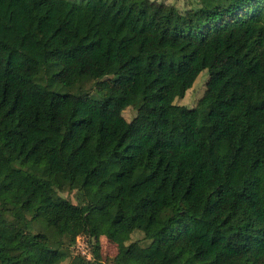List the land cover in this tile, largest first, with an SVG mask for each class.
<instances>
[{
	"label": "trees",
	"instance_id": "obj_1",
	"mask_svg": "<svg viewBox=\"0 0 264 264\" xmlns=\"http://www.w3.org/2000/svg\"><path fill=\"white\" fill-rule=\"evenodd\" d=\"M185 1L0 0V264H264V0Z\"/></svg>",
	"mask_w": 264,
	"mask_h": 264
},
{
	"label": "rangeland",
	"instance_id": "obj_2",
	"mask_svg": "<svg viewBox=\"0 0 264 264\" xmlns=\"http://www.w3.org/2000/svg\"><path fill=\"white\" fill-rule=\"evenodd\" d=\"M159 1H164L165 3H169V4L175 3L180 8L185 6L186 4L185 0H159ZM113 70H115V67H112L110 69V72H112ZM204 72L206 71H203L201 74H203ZM205 81H206V76L199 77L194 87L186 93L185 98L177 99L176 102L180 104H186L189 106H192L193 104H195L198 98L204 92ZM134 113H135L134 109L128 108L124 111V116L127 120H130L133 117ZM61 196L71 200L73 203L77 202L74 192L72 193L64 192V193H61ZM71 249L73 250L74 254L81 253V254L86 255L87 257H91V250L89 249V243H88V240L85 238V236H78L76 238L75 245ZM99 251H100L102 261L110 264L112 258L118 252V247L109 238L105 236H101L99 238Z\"/></svg>",
	"mask_w": 264,
	"mask_h": 264
}]
</instances>
